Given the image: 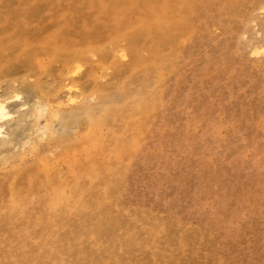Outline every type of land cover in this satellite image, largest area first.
Listing matches in <instances>:
<instances>
[{
    "label": "rangeland",
    "instance_id": "374dc122",
    "mask_svg": "<svg viewBox=\"0 0 264 264\" xmlns=\"http://www.w3.org/2000/svg\"><path fill=\"white\" fill-rule=\"evenodd\" d=\"M0 100V264H264V0H0Z\"/></svg>",
    "mask_w": 264,
    "mask_h": 264
},
{
    "label": "bare ground",
    "instance_id": "6f19581e",
    "mask_svg": "<svg viewBox=\"0 0 264 264\" xmlns=\"http://www.w3.org/2000/svg\"><path fill=\"white\" fill-rule=\"evenodd\" d=\"M69 100V99H68ZM6 103H4V101H1L0 100V118L2 119V118H4V119H6L5 117L8 115V113H7V108H6V105H5ZM7 117H9V115L7 116ZM0 130H2V128L0 129ZM2 132V131H1ZM1 134V133H0Z\"/></svg>",
    "mask_w": 264,
    "mask_h": 264
}]
</instances>
